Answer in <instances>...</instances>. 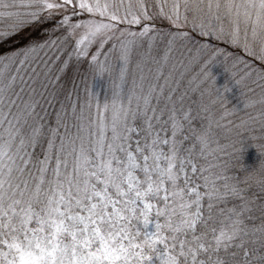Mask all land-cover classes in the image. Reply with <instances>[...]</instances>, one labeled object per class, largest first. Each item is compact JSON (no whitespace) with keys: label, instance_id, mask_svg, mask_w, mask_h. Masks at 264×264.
<instances>
[{"label":"snow or ice","instance_id":"snow-or-ice-1","mask_svg":"<svg viewBox=\"0 0 264 264\" xmlns=\"http://www.w3.org/2000/svg\"><path fill=\"white\" fill-rule=\"evenodd\" d=\"M0 264H264V0H0Z\"/></svg>","mask_w":264,"mask_h":264},{"label":"rangeland","instance_id":"rangeland-1","mask_svg":"<svg viewBox=\"0 0 264 264\" xmlns=\"http://www.w3.org/2000/svg\"><path fill=\"white\" fill-rule=\"evenodd\" d=\"M212 71H213V74L217 77V85L218 86H222L225 83L226 79H227V73L224 72L222 66H214L212 68ZM235 90L237 91V93L239 95V89L238 88H235ZM232 95H233L232 90L229 93H227V98L230 101V106L231 105H234L233 99H231L232 98ZM237 106H242V105H240V102H239L237 104ZM250 148H253V147H247L246 146V150L244 151V154L245 155H248L249 154L248 151L250 150Z\"/></svg>","mask_w":264,"mask_h":264},{"label":"trees","instance_id":"trees-1","mask_svg":"<svg viewBox=\"0 0 264 264\" xmlns=\"http://www.w3.org/2000/svg\"><path fill=\"white\" fill-rule=\"evenodd\" d=\"M232 98L234 105H237L239 102V95L237 93V91L235 90V88H232ZM249 154L245 155L243 153V163L248 166L249 168L254 167L258 164L259 160L261 159V157L259 156V154L256 152L255 148H250V150L248 151Z\"/></svg>","mask_w":264,"mask_h":264}]
</instances>
